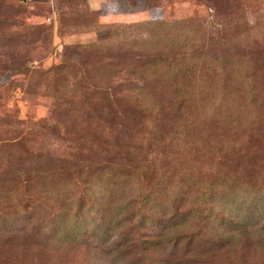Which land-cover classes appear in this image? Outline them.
<instances>
[{
	"label": "rangeland",
	"instance_id": "1",
	"mask_svg": "<svg viewBox=\"0 0 264 264\" xmlns=\"http://www.w3.org/2000/svg\"><path fill=\"white\" fill-rule=\"evenodd\" d=\"M264 264V0H0V264Z\"/></svg>",
	"mask_w": 264,
	"mask_h": 264
},
{
	"label": "trees",
	"instance_id": "2",
	"mask_svg": "<svg viewBox=\"0 0 264 264\" xmlns=\"http://www.w3.org/2000/svg\"><path fill=\"white\" fill-rule=\"evenodd\" d=\"M140 256H141V260H140V261H139V260H134V261L130 262L129 264H147V263L144 261V259H143V257H142V254H140Z\"/></svg>",
	"mask_w": 264,
	"mask_h": 264
},
{
	"label": "water",
	"instance_id": "3",
	"mask_svg": "<svg viewBox=\"0 0 264 264\" xmlns=\"http://www.w3.org/2000/svg\"><path fill=\"white\" fill-rule=\"evenodd\" d=\"M20 1H22V2H23V1H25V0H20Z\"/></svg>",
	"mask_w": 264,
	"mask_h": 264
}]
</instances>
